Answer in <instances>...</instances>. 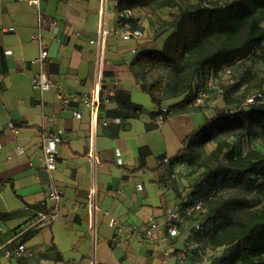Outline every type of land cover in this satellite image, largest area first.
I'll list each match as a JSON object with an SVG mask.
<instances>
[{"label":"crops","instance_id":"0c3cea01","mask_svg":"<svg viewBox=\"0 0 264 264\" xmlns=\"http://www.w3.org/2000/svg\"><path fill=\"white\" fill-rule=\"evenodd\" d=\"M119 1L107 0L106 5L109 35L103 68L110 102H100L94 137L90 114L75 118L76 105L62 108L56 88L45 93L50 116L43 119L40 94L32 85L40 70L34 63L39 44L32 38L39 30V10L26 1L0 0V51L7 66V72L0 73V246L12 241L9 247L25 244L32 252L23 258H1L0 264H164V251L188 240L183 235L162 245L148 240L139 244L120 226L144 228L150 217L161 219L166 208L181 199L188 167L184 162L166 167L164 160L178 158L187 149V140L227 104L220 94L205 107L192 103L175 108L183 97L157 105L132 62L142 50L163 49L168 34H160V23L174 19L176 4L147 1L131 18L143 37L125 41L114 33L119 11L126 7ZM103 5L104 0H41L42 34L48 45L44 70L70 94L86 93L95 83ZM134 109H139L137 115ZM104 120L120 123L104 127ZM44 126L50 131L64 129L69 138L58 147L53 174L64 200L56 221L34 225L38 213L52 206L41 159ZM240 133L246 134L242 130L230 134ZM223 137L204 148L214 151ZM18 146L23 147L22 154L16 152ZM176 170L179 177L172 180L169 175ZM138 185L142 191H137ZM91 203L97 205L96 212ZM112 219L119 226H110ZM115 235L120 237L118 244L111 241Z\"/></svg>","mask_w":264,"mask_h":264},{"label":"trees","instance_id":"16d2710c","mask_svg":"<svg viewBox=\"0 0 264 264\" xmlns=\"http://www.w3.org/2000/svg\"><path fill=\"white\" fill-rule=\"evenodd\" d=\"M147 1L150 2L121 0L119 3L142 11L141 6ZM170 1L175 2L177 13L173 20L160 23V34H168L163 49L138 52L132 66L166 69L171 78L165 83V91L173 98L183 97L175 108L194 103L211 78H219L221 73L231 71L249 57L264 64V27L257 18V12L264 10V0H216L186 5ZM6 72L5 55L0 51V73ZM142 87L160 106L153 87L143 84ZM235 89L236 86L224 89L227 109L209 119L187 140V149L171 161L173 164L184 162L189 149L195 152L221 136L240 130L247 136L264 133V90L255 104L245 105L251 94L239 98L234 94ZM133 111L137 115L139 109ZM224 150L226 164L208 170L203 182L193 186L194 200L204 199V212L194 218L201 224L195 237L205 247L222 248L213 264H264V204L252 208L247 198L264 186V153L252 150L237 155L233 143L220 140L210 157L217 158ZM229 181L233 189L241 188L245 195L226 198L221 183Z\"/></svg>","mask_w":264,"mask_h":264},{"label":"built area","instance_id":"2783aa9c","mask_svg":"<svg viewBox=\"0 0 264 264\" xmlns=\"http://www.w3.org/2000/svg\"><path fill=\"white\" fill-rule=\"evenodd\" d=\"M26 1L31 5H34L39 10V30L33 34L32 38L39 44V57L34 61L38 64L40 70L32 77V85L34 90L38 91L41 98L42 107V117L47 120L50 113L46 110L47 103L45 102V93L57 89V96L59 99L60 106L62 108H69L76 105L73 108V115L77 119H82L84 113L87 112L91 116V123L93 128V135L95 137L97 126L99 122V106L100 102L105 103L110 102V96L105 93L104 88V54L103 47L106 37L109 35V31L106 28L105 23V12L107 0H104L103 9L101 11V21L99 25V65L97 70V76L95 83L91 89L82 94H70L63 90L59 84L45 72L44 65L48 60V45L42 34V14L40 9L41 0H21ZM119 5L118 3L116 4ZM137 9L125 8L119 11V17L117 21V27L115 29V36L129 41L132 39H141L143 37V32L138 28H133L131 25V18L136 14ZM9 31H15V28H10ZM136 55V51H133ZM231 73L230 70H227ZM215 82L214 78H211L204 88L200 90L196 100L194 101V106L201 107L204 105L207 99V95L213 87ZM262 97L261 92L252 93L246 100L245 105H253L258 99ZM233 112L230 117L233 118ZM163 120V117H161ZM111 123H120V120H114L113 122L109 120H104L102 122L104 127H109ZM67 133L64 129H57L55 131H50L46 126L43 127L42 134V163L45 172L49 176V200L52 202V206L38 213V218L34 225L38 224H51L60 217L61 204L64 200V195L60 189L57 181L54 178V172L57 170V155L58 147L68 141ZM18 154H22L24 149L22 146L16 148ZM164 164L166 167L172 164L170 159H165ZM179 164V163H178ZM172 180H177L179 177V170L172 172L170 175ZM142 185L137 186V191H142ZM196 190L191 188L186 191L181 199L174 204L166 208L161 219L152 216L149 218L146 226L144 228H138L134 225H122L120 226V231L127 235H134L139 244H142L146 240L153 241L162 245L164 242H168L170 239L181 240L183 235L188 237L185 245L179 246L178 248H172L164 251L163 263L170 264L174 262L175 264H213L214 260L219 257L222 253V248L212 249L210 247H205L202 241H199L195 237V232L201 229V224L194 221V218L198 216L201 212H204V199L195 201L194 194ZM213 192V195H216ZM90 208L93 212L98 210L96 204L91 203ZM110 226H119L116 219H112ZM111 241L114 244L120 242V237L115 235ZM12 241H9L6 245L0 246V259H13V258H23L31 256L32 252L27 248L25 244H18L14 247H9Z\"/></svg>","mask_w":264,"mask_h":264},{"label":"rangeland","instance_id":"374dc122","mask_svg":"<svg viewBox=\"0 0 264 264\" xmlns=\"http://www.w3.org/2000/svg\"><path fill=\"white\" fill-rule=\"evenodd\" d=\"M213 1L216 0H176V3L179 2L182 5L199 2L208 4ZM257 18L264 27V10H259L257 12ZM231 71V73L227 71L223 72L219 78H214L215 82L213 87H211L206 102L202 107L207 106L214 96L223 95L224 89L228 87L236 86L234 94L239 98H244L249 94L264 90V64L254 60L253 57H249L246 61L236 65ZM138 73L142 80V84L147 86V88L153 87V91L157 98L160 99L161 103L173 99L171 93L165 91V83L171 78L170 73L166 69L147 66L140 67ZM146 98H148V96ZM223 138L234 144L237 155H245L252 150L264 153V133L253 136V139H251L250 136L248 138L244 133H240V135L236 136L234 134H227ZM191 152L192 151L189 149L187 155H185L184 161V164L188 167L186 191L193 188L194 185L201 184L208 170L214 171L226 164V150L217 158H211L210 154L212 152H209V150L207 151L205 148L197 149L195 152H192V154ZM221 184L222 189L227 192L225 195L226 198H232L237 194L240 196L245 195V192L241 188L233 189L231 181ZM260 188L261 189L257 193L254 192L247 195L252 208L255 209L260 208L264 204V186ZM209 229L210 232L213 230L212 223Z\"/></svg>","mask_w":264,"mask_h":264}]
</instances>
